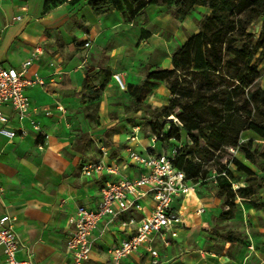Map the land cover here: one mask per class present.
<instances>
[{
	"label": "crops",
	"instance_id": "crops-1",
	"mask_svg": "<svg viewBox=\"0 0 264 264\" xmlns=\"http://www.w3.org/2000/svg\"><path fill=\"white\" fill-rule=\"evenodd\" d=\"M44 5L45 0H0V62L20 67L39 48L28 75L37 72L46 81L44 86L25 89L32 108L29 116L22 121L11 106H3L9 117L8 126L15 130L23 127L27 133L12 139L0 134V216L9 214L13 218L22 242L17 252L19 259L31 256L40 264H72V257L66 250L70 216L79 205L97 209L100 187L106 180L139 176L143 172L142 167L130 164L124 168L121 165L128 156V147L131 145L141 152L146 150L153 145L154 135L162 128L159 120L151 121L152 135L145 144L142 124H138L139 141L131 142L130 134L126 145L118 147L120 134L115 133L112 140L105 134L107 128L116 127L114 123L108 125L107 122L111 121L108 116H103L101 122L92 128L87 125V115L80 109V93L87 71L108 66L113 73L121 72L128 79L130 77L129 72L120 69L125 59V48L108 46L112 38L111 30L125 24L121 10L96 14L88 0H66L47 11ZM165 9L164 5H150L143 16L158 23L161 19L181 23L166 11L161 12ZM204 12L209 10L205 8ZM18 14L23 19L14 21ZM197 31L198 28L194 33ZM88 38L101 46L93 45L87 56V51L83 50V46H78V42ZM145 80L146 71L143 82ZM113 83L110 82L104 92L102 114L109 105L115 113V97L128 89V84L126 90H122L115 81ZM134 88L137 87L134 85ZM32 121L39 125V130L34 128ZM82 134H88L91 139L85 151L76 148ZM158 143H161L160 139L155 143L156 152H164L158 150ZM101 146L107 148V155H103ZM101 159L110 166L120 165V173L111 174L104 170L91 177L84 175L83 165L86 162ZM201 197L205 212H194L196 203L192 204L189 210L193 214L187 215L186 226L180 229L179 236L170 237L168 246L159 240L160 257L157 264H170L171 259L161 262V258L177 244L182 246L180 238H188L192 228L199 226L206 231L211 230L208 212L211 210L216 215L218 212L210 205L212 200L203 193ZM143 203V212L130 210L125 217L140 218L143 214H149L152 200L144 198ZM127 235L128 232L118 223L111 224L107 219H102L93 231V249L84 264H109V248L120 243ZM177 256L180 257L171 264H189L186 255L178 253ZM3 260L4 254L0 249V263ZM124 264L153 262L152 257L141 249L125 258Z\"/></svg>",
	"mask_w": 264,
	"mask_h": 264
},
{
	"label": "trees",
	"instance_id": "trees-1",
	"mask_svg": "<svg viewBox=\"0 0 264 264\" xmlns=\"http://www.w3.org/2000/svg\"><path fill=\"white\" fill-rule=\"evenodd\" d=\"M64 1L45 0V10ZM88 4L96 14L119 9L132 17L145 14L150 5H164L167 13L178 19L188 16L196 6L209 10L195 19L198 31L174 52L170 68L147 67L146 82L165 83L172 99L168 105L154 108L150 119L145 116L143 122L148 128L151 121L172 115L180 122L177 131L170 125L160 142L166 141L167 146L172 140L180 142L175 145L174 165L184 171L188 181L198 185L200 193L208 181L216 183V196L224 204L211 228L218 234L215 221L235 217L239 209L236 200L256 202L255 189L264 187V176L251 166L264 160V71L259 67L264 57V22L257 37L248 31L250 24L264 19V0H88ZM236 40L240 45L233 47ZM112 75L110 68L87 71L81 96L98 98ZM91 78L99 79L100 87L91 85ZM133 103L138 109L139 100L134 98ZM94 109L98 110V103ZM87 117L95 118L90 112ZM245 131L253 132L260 141L243 138ZM90 143L89 135L82 134L76 148L85 151ZM230 148L249 163L235 156L222 162ZM211 160L214 164L209 169L205 164ZM235 171L244 175L243 180ZM234 182L239 183L237 187ZM222 236L229 242L237 239L233 231H225Z\"/></svg>",
	"mask_w": 264,
	"mask_h": 264
},
{
	"label": "built area",
	"instance_id": "built-area-1",
	"mask_svg": "<svg viewBox=\"0 0 264 264\" xmlns=\"http://www.w3.org/2000/svg\"><path fill=\"white\" fill-rule=\"evenodd\" d=\"M22 19L21 14L14 17V21ZM89 44L86 42L85 46ZM39 50L37 48L33 57L22 63L20 67L7 66L0 62V134L10 139L18 135L23 136L27 131L23 127L15 130L8 126L9 117L4 112L3 106H11L17 113L18 119L22 121L29 116L32 108L25 89L46 84L44 77L37 72L28 75ZM112 77L120 89L126 90L127 83L123 73H113ZM32 124L35 129H40L35 121H32ZM139 133L140 126H134L130 141L138 142ZM163 134L164 130L161 129L154 135L153 145L142 152L131 145L128 147V156L123 159L121 165L124 168L130 164L142 167L143 172L139 176L106 180L100 187L98 208L79 205L76 212L70 216L66 250L72 257V264H84L90 258L94 243L93 231L102 219H107L111 224L118 223L128 232L125 239L109 248V264H124L125 258L141 249L152 257L153 264H157L160 257L159 240L168 246L171 242L170 237L179 236L180 229L186 226L187 215L193 214V211L189 210L192 204L196 203L194 212L198 214L205 212L206 208L198 185L188 181L184 171L174 165L178 147L175 146L168 153L156 152L155 143ZM230 150L235 151L233 148ZM101 151L103 155L108 154L105 146H101ZM120 169V165L110 166L102 159L89 161L83 165V173L88 177L102 173L104 170L111 174H119ZM144 198L152 200L149 214H143L140 218L125 217V213L130 210L143 212ZM21 245L11 215L0 216V249L4 254V260L0 264H40L31 256L27 259H19L17 252Z\"/></svg>",
	"mask_w": 264,
	"mask_h": 264
},
{
	"label": "rangeland",
	"instance_id": "rangeland-1",
	"mask_svg": "<svg viewBox=\"0 0 264 264\" xmlns=\"http://www.w3.org/2000/svg\"><path fill=\"white\" fill-rule=\"evenodd\" d=\"M163 11H166V9L161 12ZM204 11L205 8L203 7H195L188 16L179 19L181 23H175L169 19H161L158 23L144 17L143 14L132 17L128 12L121 11L125 24L111 30L112 38L108 46L125 48V59L120 69L130 73L129 79L126 74H123L128 89L115 97L117 105L115 113L111 111L112 108L109 105L106 111L103 110L104 113L102 114L104 92L110 82L114 84L112 76L108 79L105 88L99 91L98 98L90 99L88 95L81 96L80 109L84 111V114L87 115L90 112L95 117L94 120L87 117V125L93 128L101 122L102 118L108 116L111 120L107 122L108 125L114 123L116 127L115 129L109 127L105 131L111 140L115 133H119L121 138L117 142L118 147H123L128 141V136L133 132V127L142 124L141 129L145 134V144H148V137L152 135V130L150 126L148 128L144 126L143 118L146 116L147 119H150L154 108L168 105L172 99V94L163 82L148 83L146 80L143 82L146 68H170L174 52L197 30L195 19H199ZM263 22L264 19L253 22L248 26V31L254 33L257 37L262 30ZM89 39L78 42V46H83V50L87 51L86 54L92 50L93 45L95 47L101 46L98 42ZM85 41L90 44L85 46ZM232 42L233 47L240 45L238 40ZM259 67L264 71V57L259 60ZM105 68L110 67L106 66ZM100 69L93 70L98 72ZM261 82L263 84L262 79ZM140 83L143 84L140 85ZM90 84H96L98 87L101 85L100 80L97 78H91ZM134 85L137 88L133 89ZM133 98L139 100L138 109L134 106ZM95 103H98V110L94 109ZM88 105L91 106L88 107ZM86 107H88V110ZM159 123L164 133L168 131L170 125L176 131L180 126L179 121H176V117L173 115L166 119H159ZM243 138H253L260 141L258 136L251 131H245ZM183 141H185V136ZM173 144L179 145L180 142L172 140L171 146H167L166 141L163 140L157 144V148L168 153ZM233 156L249 163L240 152L237 150L233 152L229 149L225 152L221 161L225 163L227 159ZM213 164V160L208 161L205 167L209 166L210 169V165ZM229 165L235 170L232 163ZM251 166L259 175L264 176V160L258 166ZM211 172L215 173L212 169ZM235 175L243 180L244 175L242 173L235 171ZM238 184V182H234V187H237ZM202 193L212 200L210 205L215 207L218 212V215L213 214L211 210L208 212L212 228L214 217L221 214L224 204L222 199L216 196L215 182L208 181ZM255 198L256 202L242 201L238 198L236 202L239 203V209L235 217L215 221V229L219 232L218 234L212 230L206 231L199 226L192 228L188 238L184 240L183 237L180 238V241H183L182 246L177 244L175 248L169 249L167 254L161 258V262L171 259L169 263H175L180 257H176V255L182 253V255H186V261L189 264H264V187L255 189ZM225 231H233L236 233L237 239L233 242L227 241L222 236Z\"/></svg>",
	"mask_w": 264,
	"mask_h": 264
}]
</instances>
